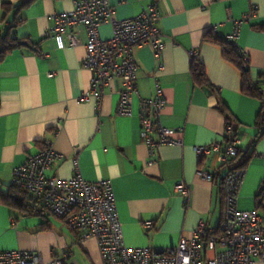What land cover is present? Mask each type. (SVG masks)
<instances>
[{
    "label": "crops",
    "instance_id": "0c3cea01",
    "mask_svg": "<svg viewBox=\"0 0 264 264\" xmlns=\"http://www.w3.org/2000/svg\"><path fill=\"white\" fill-rule=\"evenodd\" d=\"M20 1L0 0V35L11 28V35L27 43L0 61V193L10 192L13 169L51 142L63 158L48 176L68 179L79 169L87 180L112 181L129 246H176L200 221L210 228L222 222L223 178L229 168L222 167L217 152L198 157L194 146L224 139L223 105L231 113L246 157L239 208L257 209L264 217V198H258L264 185V137L256 140L255 126L262 101L242 92L241 69L224 57L220 43L208 38L232 34L239 20L255 12L240 24L237 43L247 53L252 78L264 93V0H110L119 19L136 16L150 2L161 14L158 25L165 39L161 55L151 44L136 50L139 94L132 98V116L118 113L117 78L105 89L101 107L96 99H79L93 76L82 65L87 39L83 27L78 29L81 44L76 47L60 49L46 35L52 16L73 10V1L33 0L20 10H6L5 5ZM112 34L111 24L101 27L102 37ZM193 49L198 51L195 61L190 56ZM194 62L204 66L217 91L195 81ZM156 83L166 100L162 121L178 130L184 144L159 146L151 155L142 136L140 112L141 99L155 94ZM199 168L210 172L212 179H203ZM180 181L191 188L188 202L176 192ZM28 194V209L0 201V250H35L49 260L62 256L67 247L74 258L80 251L78 264H101L96 239L79 243L63 219L34 211ZM147 221L153 222L151 227L145 226ZM255 264L264 261L256 259Z\"/></svg>",
    "mask_w": 264,
    "mask_h": 264
},
{
    "label": "built area",
    "instance_id": "2783aa9c",
    "mask_svg": "<svg viewBox=\"0 0 264 264\" xmlns=\"http://www.w3.org/2000/svg\"><path fill=\"white\" fill-rule=\"evenodd\" d=\"M71 11L55 13L52 25L46 35L52 37L57 47L81 44L79 28L87 34L84 43L86 57L82 65L93 72L89 88L79 97L82 102L96 99L101 107L105 89L117 78L119 88L118 113L132 116V98L138 95L139 62L136 50L151 44L158 55L165 47V39L158 25L160 11L154 2L131 18L116 17V8L110 0H72ZM250 12L239 20L235 31L223 37L248 61L247 53L238 45L239 26L250 19ZM111 24L113 34L109 38L101 35V27ZM217 31V26H214ZM190 56L195 59L198 51ZM159 67H163L162 63ZM49 76L53 72L48 73ZM166 105L163 88L156 83L155 94L141 99L142 136L149 146L150 154L163 145H183V137L174 128L164 125L162 111ZM242 141L234 135L233 126L227 124L224 139L210 144L194 146L198 157L218 153L221 165L238 157ZM63 155L56 151L51 142L39 153L30 156L12 172V185L28 191L33 205L63 219L74 231L79 243L90 238L97 240L101 264H255L256 259L264 261V217L257 209L239 208L240 190L246 169L237 167L228 170L223 178L224 214L219 227L210 228L200 221L190 235L181 236L178 244L171 247H133L126 243L123 224L119 216L114 188L110 179L87 180L79 172L68 179L48 176L47 172ZM78 167V160L75 158ZM198 174L211 180L212 174L203 168ZM176 192L188 202L191 188L180 181ZM153 222L147 221L146 227ZM0 264H78L72 249L64 248L62 256L54 255L45 260L35 250H0Z\"/></svg>",
    "mask_w": 264,
    "mask_h": 264
},
{
    "label": "trees",
    "instance_id": "16d2710c",
    "mask_svg": "<svg viewBox=\"0 0 264 264\" xmlns=\"http://www.w3.org/2000/svg\"><path fill=\"white\" fill-rule=\"evenodd\" d=\"M33 0H21L16 5H5L6 10H10L12 7L16 8L17 10H20L21 8L27 6L30 4ZM15 26V25H14ZM12 26V27H14ZM11 29V28H10ZM10 29L3 35H0V61L12 50L19 48L22 45V41L17 40L13 35H11ZM210 35V34H209ZM208 35V36H209ZM209 39H212L222 45V51L223 55L226 59L236 64L242 71V92L246 95H250L252 97H256L262 101V107L260 111L257 114L255 126L257 128V135L256 140L264 137V93L262 92L260 85L256 82H254L251 72H250V62L249 59L246 61L242 55H240L236 49L228 43L224 38L215 37V36H209ZM195 61V59H193ZM193 76L195 81L202 85L203 87H206L210 89L211 91H217L216 87L213 86L207 76L205 68L202 64H196L193 63ZM222 112L226 116L227 124L232 125L231 123V113L228 111L226 106H221L220 108ZM234 135H237V128H233ZM239 137V136H238ZM246 162V157L243 155V152L240 151L238 157L233 159L229 164L228 168L229 170H232L237 167H243ZM222 167H226L225 165H222ZM260 200L264 198V185L261 188L260 194L258 196ZM30 199L28 191L19 189L12 185L11 190L8 194L0 193V201H4L7 204L10 205H16L23 209H28V201ZM33 208V210H39L48 212L44 208H40L33 205V198H32V204H30ZM45 228V227H43Z\"/></svg>",
    "mask_w": 264,
    "mask_h": 264
},
{
    "label": "rangeland",
    "instance_id": "374dc122",
    "mask_svg": "<svg viewBox=\"0 0 264 264\" xmlns=\"http://www.w3.org/2000/svg\"><path fill=\"white\" fill-rule=\"evenodd\" d=\"M50 214H51V213H50ZM53 217H56V216L52 214V218H53ZM56 218H57V217H56ZM80 257H81V253H80V251L78 250V252L75 253V258H76L77 260L80 261Z\"/></svg>",
    "mask_w": 264,
    "mask_h": 264
},
{
    "label": "water",
    "instance_id": "95a60500",
    "mask_svg": "<svg viewBox=\"0 0 264 264\" xmlns=\"http://www.w3.org/2000/svg\"><path fill=\"white\" fill-rule=\"evenodd\" d=\"M22 43H23V44H27V43H26V42H24V41H23Z\"/></svg>",
    "mask_w": 264,
    "mask_h": 264
}]
</instances>
